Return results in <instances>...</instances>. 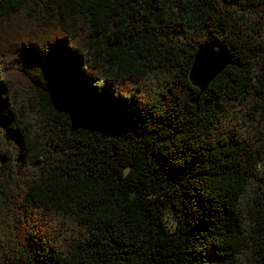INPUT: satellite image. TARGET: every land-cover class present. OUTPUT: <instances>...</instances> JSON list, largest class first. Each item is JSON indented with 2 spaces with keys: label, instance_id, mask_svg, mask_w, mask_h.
<instances>
[{
  "label": "trees",
  "instance_id": "1",
  "mask_svg": "<svg viewBox=\"0 0 264 264\" xmlns=\"http://www.w3.org/2000/svg\"><path fill=\"white\" fill-rule=\"evenodd\" d=\"M0 117V264H264V0H0Z\"/></svg>",
  "mask_w": 264,
  "mask_h": 264
},
{
  "label": "water",
  "instance_id": "2",
  "mask_svg": "<svg viewBox=\"0 0 264 264\" xmlns=\"http://www.w3.org/2000/svg\"><path fill=\"white\" fill-rule=\"evenodd\" d=\"M229 63L228 50L221 43L216 41L206 42L198 47L188 71L190 84L199 91L197 97L203 93L210 81L221 73ZM195 100L193 103H195ZM0 128L6 131V125L1 117ZM4 161L5 159L1 158L0 164Z\"/></svg>",
  "mask_w": 264,
  "mask_h": 264
},
{
  "label": "rangeland",
  "instance_id": "3",
  "mask_svg": "<svg viewBox=\"0 0 264 264\" xmlns=\"http://www.w3.org/2000/svg\"><path fill=\"white\" fill-rule=\"evenodd\" d=\"M164 216H165V219H166L167 223L170 224V225H172L173 219H172V216L170 215V213L169 212L168 213L165 212L164 213Z\"/></svg>",
  "mask_w": 264,
  "mask_h": 264
}]
</instances>
